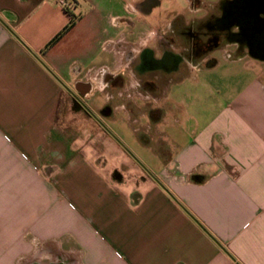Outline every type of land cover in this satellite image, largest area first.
<instances>
[{"label": "crops", "instance_id": "1", "mask_svg": "<svg viewBox=\"0 0 264 264\" xmlns=\"http://www.w3.org/2000/svg\"><path fill=\"white\" fill-rule=\"evenodd\" d=\"M67 1L0 0V264H264V74L242 66L214 108L182 105L177 69L139 92L132 60L157 58L180 14ZM230 44L229 62L251 56ZM101 52L111 61L95 67ZM116 75L123 88L107 90ZM69 90L113 102L102 125ZM136 95L139 110L125 104ZM114 112L130 141L106 123Z\"/></svg>", "mask_w": 264, "mask_h": 264}, {"label": "flooded vegetation", "instance_id": "2", "mask_svg": "<svg viewBox=\"0 0 264 264\" xmlns=\"http://www.w3.org/2000/svg\"><path fill=\"white\" fill-rule=\"evenodd\" d=\"M153 0H144L142 5L149 6ZM191 11L200 9L199 0H189ZM179 19V18H176ZM172 23L174 33L175 21ZM158 34V33H157ZM182 37L174 38L173 34H164L156 42L161 48L158 57H153L152 50L143 49L137 58L135 57L131 66L139 82L137 89L143 91L150 83L158 81H170L172 72L179 68L182 62H196L203 60L207 55L208 48L212 46L219 47L222 38L233 40L239 46H246L260 54H264V0H223L218 6L209 9L205 17L192 19L188 24L182 25L178 32ZM178 40H184L185 45L180 53H174L170 46L179 45ZM170 45V46H169ZM182 47V46H181ZM106 89H122L124 78L121 75L106 77ZM81 87H87V84H80ZM69 96L74 106L83 110L88 116L102 125L100 116L92 114L88 102L75 95L69 90ZM135 100L142 101L139 95ZM105 103V102H104ZM110 100L98 108L100 115H107L111 109Z\"/></svg>", "mask_w": 264, "mask_h": 264}, {"label": "rangeland", "instance_id": "3", "mask_svg": "<svg viewBox=\"0 0 264 264\" xmlns=\"http://www.w3.org/2000/svg\"><path fill=\"white\" fill-rule=\"evenodd\" d=\"M202 4L200 5V9H198L196 12L191 11V6L189 0H161L158 7L156 8L158 12H161V10H168L169 13L167 14L166 18H170L175 14V12H178L180 14L179 19H176L175 25H174V38H180L181 35L178 34V32L181 30L182 25L188 24L192 19L197 18H203L205 17L206 13L209 11V9L213 8L214 6H218L220 3V0H199ZM67 7L71 8L72 1H67ZM77 16V13H76ZM102 21V20H101ZM181 39V38H180ZM179 46L185 45L184 40H178ZM233 40H225L222 38L220 42L219 47L212 46L211 48H208L207 55L203 60H197L199 61V67L197 70H190L187 68L185 64L181 65L180 68H178L175 71L176 78L179 76L182 77L185 76V80L179 84L174 83L172 84V89H181L180 91L184 94V101L182 105H184L187 109H195V108H203L209 107L211 105L212 108H214L217 105V96L219 94L220 86H223L227 79L231 78L232 76H236L237 73L240 72L241 67H247L249 65H253L256 69L259 70V72L263 75L264 74V62L258 61L257 59L249 56L246 54L242 58L241 61L236 62H229L225 57V50L232 49V51H236V46L230 44L228 45V42L234 43ZM181 44V45H180ZM186 46V45H185ZM242 48V47H240ZM233 51V52H234ZM244 51V49H243ZM246 51V48H245ZM244 51V52H245ZM250 54V53H249ZM210 57H213L214 59H210ZM215 60L218 61V64L211 69H205L202 67H207L208 64H213ZM110 57L106 54L101 52L97 60L94 62V66L98 67L102 64L109 63ZM74 65V64H73ZM201 67V68H200ZM187 87V88H186ZM119 90V88H116ZM88 102V101H87ZM105 102V103H104ZM123 103V100H116V103ZM89 106L96 107L93 109H98L102 107L103 104H106L105 101V94L103 92H97L94 97L89 101ZM113 102L110 103V107L112 106ZM210 103V104H209ZM126 105L135 106V110H139L140 105L143 106L141 101H135V103H131L129 101L125 102ZM108 105V104H106ZM138 112V111H137ZM97 114L102 119V115L97 112ZM120 116L123 117V114H119L117 112H114L113 116L107 120L106 123L110 125V127L114 128L118 136L115 137L117 141H123V140H129L132 138L130 134L131 128L129 127V124L124 120V118H119Z\"/></svg>", "mask_w": 264, "mask_h": 264}, {"label": "trees", "instance_id": "4", "mask_svg": "<svg viewBox=\"0 0 264 264\" xmlns=\"http://www.w3.org/2000/svg\"><path fill=\"white\" fill-rule=\"evenodd\" d=\"M74 23H75V17L71 16L70 21L67 24V26L49 42L48 46L52 45L65 31L70 29L74 25ZM249 53L253 57L264 59V54H260L252 49H249ZM208 65H211V63Z\"/></svg>", "mask_w": 264, "mask_h": 264}, {"label": "water", "instance_id": "5", "mask_svg": "<svg viewBox=\"0 0 264 264\" xmlns=\"http://www.w3.org/2000/svg\"><path fill=\"white\" fill-rule=\"evenodd\" d=\"M32 264H61V263H56V262H49V263H39V262H34Z\"/></svg>", "mask_w": 264, "mask_h": 264}, {"label": "built area", "instance_id": "6", "mask_svg": "<svg viewBox=\"0 0 264 264\" xmlns=\"http://www.w3.org/2000/svg\"><path fill=\"white\" fill-rule=\"evenodd\" d=\"M59 2H60V3H64V2H65V0H59Z\"/></svg>", "mask_w": 264, "mask_h": 264}]
</instances>
